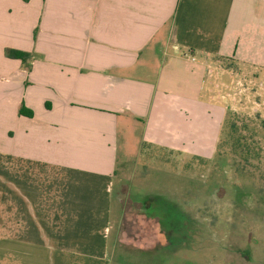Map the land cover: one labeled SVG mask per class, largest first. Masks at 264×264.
<instances>
[{"label":"crops","instance_id":"crops-1","mask_svg":"<svg viewBox=\"0 0 264 264\" xmlns=\"http://www.w3.org/2000/svg\"><path fill=\"white\" fill-rule=\"evenodd\" d=\"M203 58L264 76V0H0V264H114L120 152L215 154L228 107Z\"/></svg>","mask_w":264,"mask_h":264},{"label":"rangeland","instance_id":"rangeland-1","mask_svg":"<svg viewBox=\"0 0 264 264\" xmlns=\"http://www.w3.org/2000/svg\"><path fill=\"white\" fill-rule=\"evenodd\" d=\"M202 61L228 107L215 154L120 152L110 215L114 264L124 251L129 264H264V76ZM118 231L143 248L115 247ZM158 232L166 242L155 240Z\"/></svg>","mask_w":264,"mask_h":264},{"label":"trees","instance_id":"trees-1","mask_svg":"<svg viewBox=\"0 0 264 264\" xmlns=\"http://www.w3.org/2000/svg\"><path fill=\"white\" fill-rule=\"evenodd\" d=\"M5 56L8 58L20 60L27 69H30L31 65L29 62L31 59V55L29 53L19 51V50L6 49L5 50ZM18 114L22 115V116H26V117L32 116V112L30 110H27L26 108H24L23 105L19 108Z\"/></svg>","mask_w":264,"mask_h":264},{"label":"built area","instance_id":"built-area-1","mask_svg":"<svg viewBox=\"0 0 264 264\" xmlns=\"http://www.w3.org/2000/svg\"><path fill=\"white\" fill-rule=\"evenodd\" d=\"M191 61H194V59L192 58Z\"/></svg>","mask_w":264,"mask_h":264}]
</instances>
